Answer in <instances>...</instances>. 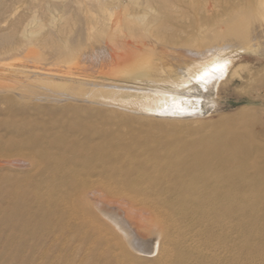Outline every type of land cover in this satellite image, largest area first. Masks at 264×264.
<instances>
[{
	"label": "bare ground",
	"instance_id": "obj_1",
	"mask_svg": "<svg viewBox=\"0 0 264 264\" xmlns=\"http://www.w3.org/2000/svg\"><path fill=\"white\" fill-rule=\"evenodd\" d=\"M28 1L40 7L41 11L35 12L37 14L31 17L32 21L38 22L37 27L40 29L43 27L41 15L48 22H54L53 13L56 14L58 6L51 5L48 0ZM69 2H73L72 4L77 8L76 18L82 25V33L87 41L88 38L104 40L98 49L86 54L90 58L100 55L98 59L101 60L102 56H107L102 60L109 61V55L118 57L134 48V43L114 42L118 37L130 40L148 35L162 40H174L186 36L198 38L211 24L228 26L236 20H243L248 14L252 18L251 28L248 31L253 42L252 46L259 58H264V0H70ZM63 21H71V13H65L61 22ZM51 22L50 24H53ZM235 25L240 27V24ZM58 30L49 29L44 33L41 38L43 45L54 48L58 33L63 32L62 28ZM64 31L68 36L70 32ZM240 36L224 39L218 46L207 43L210 47H203L202 50L200 49L201 52L197 50L199 53L196 51L192 53L196 55L193 57H198L196 60L190 61L188 57V59L183 57L178 59V64L165 69H156V66L149 62L150 60L141 58L127 67L105 65L107 69L102 70L105 68L102 65L99 67L103 68L93 76H78L51 71L39 73L30 67L15 65L13 62L16 52L24 49L23 47L29 45L31 41L18 42L11 34L1 32L0 94H11L12 97L5 100L6 103L13 104L29 99L35 94L54 95L55 93L51 92L52 88H65L70 91L75 87V97L66 96L68 100L82 102L81 98L86 95L87 98H91L88 100L102 99L106 103H117V106L125 108V112L119 110L118 116L106 118L115 125L126 124L127 119L135 114L139 115V119L146 120H152L150 116L157 118L164 115L175 118V112L179 109L185 110L184 114H187L212 105L213 99L211 100L210 94L206 96L204 93L209 90L208 93L214 94L220 80L225 77L232 64L229 58L219 57L248 43L244 37L240 40ZM204 38L206 40V37ZM184 49L186 48L182 47L183 51ZM190 54L191 52L187 56L191 58ZM116 59L113 60L116 62ZM145 64L147 65L143 66ZM129 67H132L131 70L135 67L134 72H138L135 73L138 76L130 74V71H127ZM241 67L243 66H235L230 78L239 77ZM121 73L128 75L130 83L133 81L135 85L132 83V86H123L121 82L124 81V77L121 78ZM142 76H146L148 82H142ZM114 78L120 83L112 81ZM161 83L175 88L179 85L192 84V88H187L188 91L185 93L176 95L159 94L155 87ZM176 90L178 91L179 88ZM174 96L177 98H172ZM171 98L174 100L169 102L168 99ZM129 111L135 114L131 115ZM113 112L111 111L110 114ZM166 121L161 123L165 124ZM91 129L92 135L101 138L111 137L110 142L105 143L107 146L85 148L81 144L73 145L75 143L70 144L61 139L48 142L44 150L36 154L43 158L48 157L43 184L40 185L39 180L33 177L30 182H35L36 189L27 192L13 191L11 193V197L15 200L13 209L3 214L7 224L20 222V228H27L25 219L19 212L20 209L24 206L29 207L30 199L43 201L38 220L34 221L28 230L33 238L44 241L45 264H57L68 243H74L82 249L84 253L82 258L85 260L96 255L98 258H107L114 264H133L136 260L144 261L150 258V255L156 251L157 258L154 264H219L225 257L223 252L226 251L211 248L213 247L211 241L228 244L231 238L229 233L216 235L212 228L224 227L223 220L235 217V211L241 210L226 206L228 203L226 201H234L233 203L237 201L235 198L237 195L230 190L232 187L225 185V174L220 171V168L226 166L230 169L228 172L244 182L240 188L251 191L254 205L249 215L253 226L251 259L252 264H264V144L256 146L251 160H238L229 154L228 148L211 155L201 154L200 151L198 154L195 153L196 150L159 149L147 146L144 140L137 139L134 134L113 137L109 130H100L95 126ZM132 144H136L132 152L125 151L124 148ZM50 149H55L57 154H48ZM17 182L10 180L9 185L19 187ZM7 186V182L0 185V191H6ZM240 198L247 200L242 192ZM205 216H212L213 222L205 221Z\"/></svg>",
	"mask_w": 264,
	"mask_h": 264
},
{
	"label": "rangeland",
	"instance_id": "obj_2",
	"mask_svg": "<svg viewBox=\"0 0 264 264\" xmlns=\"http://www.w3.org/2000/svg\"><path fill=\"white\" fill-rule=\"evenodd\" d=\"M48 1L51 5L58 6L56 8L57 11H55L56 14L53 13L55 19L53 20L54 22H48L41 15L43 27L40 29L37 27L38 22L32 21L31 18L34 14H37L35 12L41 11L40 7L33 5L28 0H0V33H9L18 42L31 41L29 45H25L27 47L24 46V49L16 52L13 63L15 65L30 67L39 73L51 71L52 73L61 72L67 75L93 76L103 68L99 66L127 67L132 62L141 58H145L146 61L150 60L149 62H152L156 66V69H165L168 66L178 64V59H183V57L185 59L188 57L190 61L196 60L198 57H193L196 56L193 55L194 51L199 53L200 49L202 50L203 47L208 48L210 44L218 46L222 44V40L231 37H239L241 35L240 40L244 37L250 45L245 42L246 45L242 46V48H234L219 57L229 58L232 64L225 77L220 80L214 94L208 93L209 90H206L204 93L206 96L210 94L211 100L213 99L212 105L205 107V109L202 107L200 109L202 112L193 111L189 112L190 114H184L185 110L179 109L175 112V118L164 115L161 117L157 116L158 119L156 116H150V118H153L152 120L139 119V115L129 111L131 115H135L127 119L128 122L126 124L115 125L113 122H108L106 118L118 116L119 110L125 112V108L117 106V103H106L102 99L98 101L94 99L88 100L91 98H87L86 95L82 97L83 99L81 98L82 102L68 100L66 96L75 97V87L71 88L70 91H67L65 88H52L51 92L55 93L54 95L35 94L31 95L29 99H24L13 104H8L5 100L6 98H11V94H0V185L5 182L8 184L7 192L0 191V211H2V213L0 212L2 214L0 215V264L46 263V259L44 258V241L33 238L28 230L31 224L38 220L39 212L43 208V201L30 199L29 207L24 206L20 209L19 212L23 215L27 228H20V222L7 224L3 219V214L9 213L13 209L15 204V200L11 197L13 191L25 190L27 192L36 189L34 187L35 182H30L31 179H34L33 177L39 180L40 185L43 184L44 168L48 164V157L43 158L36 154L40 150H44L43 148L50 141L61 139L70 144L75 143L73 145L81 144L85 148L107 146L105 143L110 142L111 137L101 138L98 135H92L91 128L95 126L100 130H109L113 137L116 135L134 134L137 139L144 140L147 146L159 149L196 150L195 153L211 155L228 148L229 154L238 160H251L256 146L261 143L264 144V58H259L252 46L253 42L249 36L250 32L248 33L251 28V15L245 16V18L247 17L246 20H244L245 18L241 19V22L236 20V22H232L228 26L211 24L204 31L206 35L203 33L198 38L186 36L174 40H162L159 37L148 35L140 38L135 37V39L130 40L118 37L114 42L121 43L125 41L129 44L134 43L136 47L134 46L128 53L121 54L118 57L109 55L110 57L108 56V58L110 62L112 61V64L109 61L102 60L107 56H102L101 61L98 59L100 55L94 58L86 55L98 49L104 40L100 38H88L89 40L87 41L86 36L82 33V25H80V21L76 18L77 8L72 4L73 2L68 3L70 0ZM57 1L61 2L55 3ZM65 13H71V21L61 22ZM223 19H225V16ZM50 22L53 24H50ZM235 24H240V27ZM95 27L97 28L98 25ZM57 28H62L61 31L63 32H60L64 33L63 35L58 33L57 42L54 46L58 51L50 45V48L47 45H43L41 39L42 35L49 29L59 31ZM233 28L236 29L233 30ZM64 30L70 32L68 36V33ZM81 33L83 34L82 36ZM204 37H206V40H204ZM213 38L214 40H211ZM58 43L60 44L58 45ZM182 43L184 46H182ZM202 44L203 46H201ZM60 45L62 48L59 47ZM186 46L192 49H188ZM182 47L188 50L184 49L183 51ZM151 49L153 50L150 51ZM185 52L187 53L185 54ZM190 52L191 58L187 56ZM113 59H116L117 63ZM238 65L243 66L239 71L240 78L237 76L230 78L232 69ZM130 68L132 69V67H129L127 71H130V74L133 76H138L135 74L138 72H134L136 68L134 67L133 70ZM38 69L40 71H36ZM105 69H107L106 66L102 70ZM120 76L122 79L124 77V81L121 82L123 86H132L133 81L130 83L131 80L128 78V75L126 76V74L121 73ZM114 79L112 81L120 83L118 79ZM141 79L144 83L148 82L146 76H142ZM133 85L135 84L133 83ZM156 86L158 87H155L157 93L166 95L185 93L188 91L187 88H192V84L179 85L177 86L179 88L178 91L176 90L178 88L169 84L161 83ZM172 98L176 99L177 96L176 98L175 96ZM172 98L168 99V101L174 100ZM98 105H102L101 107L105 106L106 108L98 107ZM114 106L121 108L117 109ZM110 110L114 112L110 114ZM162 118L168 121L165 124L161 123L165 122ZM172 120L175 121L172 122ZM90 136H93V138H90ZM135 146L136 144H132L124 149L127 152H132ZM48 154L56 155L57 151L50 149ZM197 156L199 157L200 155ZM26 161L29 162L27 163ZM228 170H230L228 166L220 168L222 174H225V185L228 184L230 188L232 187L230 190L234 191L233 193L237 195L235 197L237 201L235 203H233L234 201H226L228 203L226 204L225 202V204L228 207L241 208V210L235 211L236 216L232 217L234 220H230L232 218L224 219V227L212 228L216 235L229 233L231 242L223 244L214 240L211 241V246H213L211 248H219L220 251L228 252V254L223 252L225 253V257L219 264H252L251 246L253 236L251 235V230L253 226L250 222L251 220H249V215L252 213L254 206L252 194L247 188L242 187L241 189V184L243 186L244 183L243 181L241 182L242 179L234 177ZM248 173L250 174L251 172ZM10 180L13 182L18 181L16 184H19L21 187H17V185H12L11 187L9 185ZM239 190H241L240 193H238ZM241 192L242 195L247 197V200H241ZM204 220L213 222L212 216H205ZM67 245L68 247L62 251L57 264H114L107 260V258H98L96 255L90 256L85 260L82 258L84 255L82 249L74 243H68ZM68 252L72 254L70 255ZM156 254L157 252L154 251L150 255V258H146L144 261L136 260L133 264H154V260L157 258L155 257Z\"/></svg>",
	"mask_w": 264,
	"mask_h": 264
}]
</instances>
